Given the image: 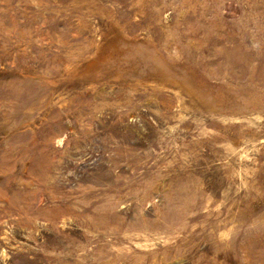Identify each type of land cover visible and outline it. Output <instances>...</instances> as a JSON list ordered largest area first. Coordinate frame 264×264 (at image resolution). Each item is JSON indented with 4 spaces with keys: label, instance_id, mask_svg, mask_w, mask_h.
I'll list each match as a JSON object with an SVG mask.
<instances>
[{
    "label": "rangeland",
    "instance_id": "obj_1",
    "mask_svg": "<svg viewBox=\"0 0 264 264\" xmlns=\"http://www.w3.org/2000/svg\"><path fill=\"white\" fill-rule=\"evenodd\" d=\"M0 264H264V0H0Z\"/></svg>",
    "mask_w": 264,
    "mask_h": 264
}]
</instances>
